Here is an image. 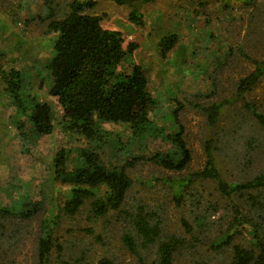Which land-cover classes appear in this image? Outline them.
I'll return each mask as SVG.
<instances>
[{
  "label": "rangeland",
  "instance_id": "rangeland-1",
  "mask_svg": "<svg viewBox=\"0 0 264 264\" xmlns=\"http://www.w3.org/2000/svg\"><path fill=\"white\" fill-rule=\"evenodd\" d=\"M71 2L0 0V70L20 69L29 85L23 94H37L55 109L60 107L48 92L51 80L44 66L53 53L56 33L48 30L47 24L68 13ZM136 2L145 27L128 18L130 6L126 3L95 0L84 11L100 15L104 27L120 30L124 48L129 42L136 44L126 53L123 65H143L148 89L156 99L150 116L166 131L184 130L192 153L190 162L184 169L175 170L150 159L138 160L126 167L134 181L120 209L92 217L85 204L68 215L61 205L69 184L54 177L53 167L57 144L64 141L61 128L56 124L49 134L29 139L27 144L20 141L17 121L21 114L0 77V209L14 211L28 199L40 203L38 212L24 221L0 214V264H36L40 224L52 212L59 215L55 236L61 246L52 249V264L61 260L100 264L103 257L118 264H160L159 245L173 236L177 239L173 264H232L233 242L248 245L252 238L246 231L252 229L253 222L264 232V210L252 206L246 194L223 196L210 178H198L184 188L180 182L190 171L204 166L206 137L213 139L217 165L227 180L244 181L264 173V126L241 100L224 107L214 126H208L205 115L189 103L209 102L234 92L239 78L253 68L238 48L264 58V0ZM169 34L176 40L161 52L163 38ZM245 98L264 113V77ZM180 103L183 107L178 111L179 122H175L173 111ZM105 126L130 133L126 123ZM155 141L142 144L133 139L132 154L152 151L153 145H161L159 139ZM76 164L72 153L68 165ZM141 224L156 231L148 242ZM238 227L246 230L238 233ZM125 232L133 235L140 257L124 245ZM234 232L237 234L220 250L210 247L211 241H224Z\"/></svg>",
  "mask_w": 264,
  "mask_h": 264
},
{
  "label": "trees",
  "instance_id": "trees-1",
  "mask_svg": "<svg viewBox=\"0 0 264 264\" xmlns=\"http://www.w3.org/2000/svg\"><path fill=\"white\" fill-rule=\"evenodd\" d=\"M113 1L128 4V18L137 25L146 26L136 0ZM94 4L95 0H72L68 13L61 18L50 19L47 24L48 30L54 31L56 36L52 43L53 53L44 67L51 80L48 92L55 97L60 109H55L51 102L41 99L37 94H23V89L29 85L20 69H1L0 77L12 103L21 114L17 121L20 141L27 144L29 139L49 134L54 131L56 124L61 128L64 141L57 144L53 167L54 177H61L69 184L61 205L62 211L72 215L87 204L90 216L98 217L109 210L121 208L127 190L134 181L127 173V166L141 159H150L163 167L180 170L188 165L192 153L181 127L176 131H166L151 118L156 99L148 89V77L143 65L134 62L124 66L122 62L126 53L131 52L136 44L129 42L124 48L120 30L104 27L100 15L84 11L85 7ZM163 39L165 43H161V52L169 49L176 37L169 34ZM238 50L253 63V68L239 78L234 92L209 102L189 100L205 115L208 126H214L223 108L236 100H241L264 126V113L256 108L255 103L245 98L246 92L264 77V58L252 56L240 48ZM38 84L42 85V80ZM182 107L180 103L173 111L175 122H179L178 111ZM106 123H126L130 133L107 128ZM133 139L142 144H150V140L156 143L155 140L159 139L161 145H153L155 149L150 152L132 154ZM212 141L210 137L205 138L204 166L180 178L183 188L198 178H210L221 195L230 197L246 194L252 206L264 210V173H257L244 181L227 180L217 165ZM72 153L76 156L77 164L69 167ZM39 209L40 203L37 200L28 199L23 200L14 211L1 208L0 214L24 221L32 218ZM58 222L59 215L55 212L41 221L36 264H52V249L61 248L55 236ZM183 222L187 225L186 220L183 219ZM252 225V229L246 231L252 238L248 245L233 242L232 264H264V232L256 222ZM140 227L146 242L153 239L155 230L145 224ZM237 230L241 233L246 227ZM235 234L227 235L224 241L223 238L218 239L215 244L211 241L210 247L220 250ZM122 240L130 252L140 257L137 242L130 232H125ZM176 244L174 236L160 243V264H173ZM99 263L118 264L106 257L101 258ZM58 264L68 263L61 260Z\"/></svg>",
  "mask_w": 264,
  "mask_h": 264
}]
</instances>
